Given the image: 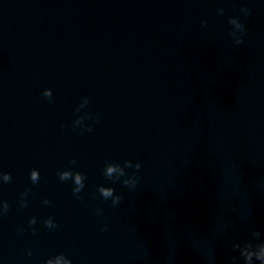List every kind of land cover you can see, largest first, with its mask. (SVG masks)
<instances>
[{
	"label": "clouds",
	"instance_id": "clouds-1",
	"mask_svg": "<svg viewBox=\"0 0 264 264\" xmlns=\"http://www.w3.org/2000/svg\"><path fill=\"white\" fill-rule=\"evenodd\" d=\"M218 14L223 15L225 9L223 7L217 9ZM239 13L243 14L246 19L251 15V9L246 6H242L239 9ZM207 25V21L203 20L201 22ZM228 23L231 26V31L229 35L231 36L233 43L235 45H241L244 43V37L247 34L248 28L244 21L241 19L240 15H233L228 18ZM41 95L47 98L50 102L53 100V92L50 88H45ZM91 103V98L88 96L82 97L80 103L75 108V119L73 120L72 127L75 130L79 128L80 134L83 135L85 132L93 131V124L100 120V115H93L90 112H85L81 114V110L86 108ZM91 120L92 124H87L86 121ZM73 166L77 164L75 159L69 161ZM142 168V163L140 160H136L135 163L132 159L125 158L123 161L118 160H108L104 164L103 175L106 179L113 182L119 181L124 187L131 190H136L140 183L139 171ZM128 169H133L132 172H128ZM57 176L60 181L71 180L73 183L72 192L76 198L81 199L80 193L85 188V175L79 171H73L71 168L58 170ZM30 181L33 185L39 183L40 172L38 169L33 168L29 173ZM12 175L8 172L0 171V182L4 184L11 183ZM31 192V188H27L19 200V207H27V197ZM97 192L100 197L105 201L111 200L113 206H117L122 201V196L116 192V190L111 186L99 185L97 187ZM45 205L51 203L50 200L45 199L43 201ZM10 210V205L7 200H0V216L7 214ZM97 214H102L100 209H97ZM37 223L36 217H31L28 221L29 227L32 229L33 233L36 232L34 227ZM45 228L51 230L57 225L52 217H48L43 221ZM108 226L104 225L101 231H107ZM19 231L23 232L24 229L20 228ZM233 252H238L239 257L232 256V264H237L239 258H242L244 264H254L258 261L259 264H264V239L261 238V232L258 230H253L250 233V238L244 239L243 241H234L231 245ZM27 254L32 255V250L28 249ZM43 264H72L71 259L66 257L63 253H59L54 257H50L43 261Z\"/></svg>",
	"mask_w": 264,
	"mask_h": 264
}]
</instances>
